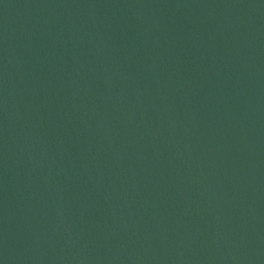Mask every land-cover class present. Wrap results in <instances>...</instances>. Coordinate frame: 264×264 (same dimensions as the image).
Masks as SVG:
<instances>
[{"label":"water","instance_id":"95a60500","mask_svg":"<svg viewBox=\"0 0 264 264\" xmlns=\"http://www.w3.org/2000/svg\"><path fill=\"white\" fill-rule=\"evenodd\" d=\"M0 264H264V0H0Z\"/></svg>","mask_w":264,"mask_h":264}]
</instances>
